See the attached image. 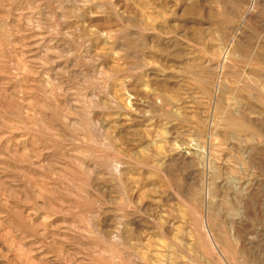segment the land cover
<instances>
[{
	"label": "rangeland",
	"instance_id": "rangeland-1",
	"mask_svg": "<svg viewBox=\"0 0 264 264\" xmlns=\"http://www.w3.org/2000/svg\"><path fill=\"white\" fill-rule=\"evenodd\" d=\"M0 264H264V0H0Z\"/></svg>",
	"mask_w": 264,
	"mask_h": 264
},
{
	"label": "bare ground",
	"instance_id": "bare-ground-1",
	"mask_svg": "<svg viewBox=\"0 0 264 264\" xmlns=\"http://www.w3.org/2000/svg\"><path fill=\"white\" fill-rule=\"evenodd\" d=\"M205 259V258H204Z\"/></svg>",
	"mask_w": 264,
	"mask_h": 264
}]
</instances>
